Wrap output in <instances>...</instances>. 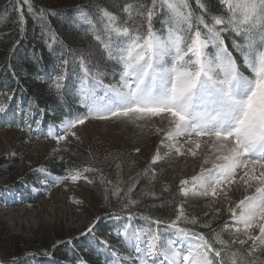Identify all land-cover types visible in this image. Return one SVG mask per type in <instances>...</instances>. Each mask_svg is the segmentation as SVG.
<instances>
[{"label":"snow or ice","instance_id":"1","mask_svg":"<svg viewBox=\"0 0 264 264\" xmlns=\"http://www.w3.org/2000/svg\"><path fill=\"white\" fill-rule=\"evenodd\" d=\"M24 2L31 12L29 0ZM220 3L227 15H213L210 22L203 15H195L188 0H151V5L146 0H136L124 5L128 18L123 21L98 4L95 20L90 11L77 8V19L91 26L107 60L118 66L119 81L105 83L107 72L100 68L93 71L81 56L83 78L79 95L87 113L63 122L64 134L54 135L50 129L48 136L59 143L68 134L75 136L73 129L88 119L166 117L169 128L163 133L152 164L169 157L173 150L183 154L175 143L176 138L195 137L190 142L199 148L200 140L207 137L205 143L210 155L205 157L197 175L180 181L179 191L183 196L223 193L224 199H228L230 186L239 187L241 182L246 190H251L228 208L233 232L237 236L243 232L252 241L246 254L232 250L223 239V230L213 231V243L204 233L178 227V221L192 224L197 221L189 220L183 207L177 205L176 219L169 224L177 229V240H165L160 232L151 229L129 233L126 226L121 235L135 255L125 256L118 264H264L253 258L257 248H264V0H220ZM157 5L161 11L167 10L163 35L152 23ZM200 7L203 9L204 5L201 3ZM134 10L141 19L139 25L134 22ZM44 16L41 10L40 18ZM23 20L21 14V23ZM144 23L146 33L142 30ZM228 31L242 38L243 43L234 41L233 47L251 75L241 71L237 58L225 45L222 33ZM210 45L215 49L214 54L207 51ZM68 63L67 59L61 60L62 71ZM64 78L63 74L55 77L57 92ZM5 107L0 103V112ZM36 124L39 126L40 121ZM160 148L168 151L161 154ZM189 152L196 154L191 149ZM206 164L211 167H204ZM152 175L155 176L154 171ZM79 178L78 172L60 179L75 182ZM132 217L130 213L129 219ZM154 223L159 225L161 221ZM94 226L95 223L87 231L92 232ZM229 227L227 223L223 226ZM253 230L258 232L253 234ZM236 242L234 239L231 244ZM102 243L107 245L106 241ZM113 255L119 256L115 250Z\"/></svg>","mask_w":264,"mask_h":264},{"label":"trees","instance_id":"2","mask_svg":"<svg viewBox=\"0 0 264 264\" xmlns=\"http://www.w3.org/2000/svg\"><path fill=\"white\" fill-rule=\"evenodd\" d=\"M29 2L33 9L31 12L24 0H0V103L6 105L5 111L0 112V127L12 132V149L17 154L16 160L24 162L27 179H35L32 169L34 166L39 171L43 169L47 173L65 177L79 172L81 178L76 181L94 203L88 205L90 223H95L94 229L100 238L108 236L110 230L117 226L149 224L157 227L170 224L176 219L177 205H180L184 198L179 188L182 173L187 172L174 151L169 157L152 164V155L147 152L140 154L111 145L105 139L85 138L79 125L73 131L80 138L81 145L70 142L68 137L58 143L56 139H49L44 135L46 148L41 151L27 139L22 129L25 113L31 114L29 117L39 114L47 120L46 127L86 114L77 93L78 83L83 78L80 68L81 56L93 71L100 68L107 72L105 83L119 81L118 66L107 60L102 44L94 38L91 26L77 19V8L79 6L90 11L95 20L98 4L123 21L128 18L123 11L124 5L135 3L136 0H29ZM188 2L195 15H203L209 22L213 15H227L220 0ZM146 3L151 5V0H146ZM201 3L204 5L203 9L200 7ZM41 10L45 13L43 19L40 18ZM21 14L24 17L23 23L20 21ZM133 15L134 22L141 24L140 17L135 16V10ZM166 17L167 10L161 11L157 5L152 23L154 29L162 35L166 33L164 25ZM200 27L206 31L203 26ZM146 29L147 24L144 23L142 30L145 33ZM222 37L237 58L241 71L245 75H250L243 66L239 53L233 47L234 41L241 42L240 37L231 31L223 32ZM62 59L69 61L63 71ZM62 74L65 78L60 82L61 90L57 92L55 77ZM16 105L19 112L15 110ZM163 153L164 151L161 154ZM86 167L92 170L84 172L83 169ZM146 169L149 170L147 173ZM153 171L155 176L152 175ZM42 178L43 176L38 175L36 180L40 182ZM129 200L136 203L129 204ZM130 213L133 214L131 219ZM184 213L189 220L195 218L197 223L178 221L177 224L204 233L210 242H213L211 235L213 231L223 230V239L230 243L232 250L246 254L252 246L241 245L238 239L224 230L220 221L211 214H201L197 211ZM156 220L161 223L157 225L154 223ZM55 239L56 234L48 229H43L34 237L26 239L4 227L0 229V264H37L48 257H52L55 262H66L83 254L84 250L78 249V243L74 249L68 244L67 238ZM234 239L237 242L231 244ZM85 242L88 243L86 240ZM214 246L219 247L215 244ZM45 252L50 255H45ZM85 254L90 258L87 261L91 260L89 261L91 264L100 263L101 257L96 256L90 248ZM253 258L264 261V248H257ZM81 261L86 262L83 258Z\"/></svg>","mask_w":264,"mask_h":264},{"label":"rangeland","instance_id":"3","mask_svg":"<svg viewBox=\"0 0 264 264\" xmlns=\"http://www.w3.org/2000/svg\"><path fill=\"white\" fill-rule=\"evenodd\" d=\"M239 40L241 42H235L243 43L241 37ZM230 44H232L231 41ZM207 51L210 54H214L215 49L210 45ZM80 87L81 82L77 86L78 95ZM85 110L87 113L86 108ZM29 116L31 114L25 113L22 119V129L27 139L33 142L35 147L41 151H44L46 148L44 145L46 141L44 135L49 139H55L48 136L50 129L54 135L64 134V129L61 127V124L68 119H65L59 125L46 127L48 125L46 119L38 115L34 117ZM36 121H40L39 126H37ZM168 128L169 122L166 117H153L145 120L124 117L108 120L88 119L84 124L79 125V129L82 130V136L85 138L105 139L111 145L123 150H130L140 154L147 152L152 157L156 154L160 146V141L163 138V133ZM12 135V132H8L0 127V229L5 227L7 230H12L13 233L19 234L26 239L34 237L36 233L43 229H48L50 232L56 234L55 240L67 238L68 244L74 249L77 248L76 243H78V249L84 250L83 254H79L78 257L86 260L90 259L85 254L88 248H90L96 256L102 257V264H118V260H123L125 257L121 256V252L125 250L130 252V255H135L134 251L130 250L129 246L124 242V236L121 235L124 233L126 225L117 226L110 230L113 233H109L105 238L98 237L96 229H93L92 232L87 231V226L91 222L88 205L94 203L89 197V194L81 188L77 181L61 180L60 178L65 176L50 174L46 171L41 172L36 166L32 167L35 179H27L26 166L24 162L18 161V159L16 160L17 154L12 149ZM66 137L69 138L70 142L76 143V145L82 144L80 138L76 135L68 134ZM195 139L197 138L180 137L175 140L176 145L181 148L183 153L176 155L187 170V172L182 173V179H190L197 175L201 170L205 157L210 155L208 144L205 143L207 137L200 140L199 148H196L195 144L190 142ZM190 149L196 153L194 156L190 154ZM163 151L166 152L168 149L160 148V152L162 153ZM203 166L211 167V164ZM38 175L43 176L40 182L36 180ZM187 187L191 188L192 186L188 185ZM250 192L251 190H246L241 182L239 187L236 185L230 186L227 190L228 199H224L223 193H219L216 196H198L190 193L189 196L184 197L180 205L183 207L184 212L197 211L201 214L213 215L220 221L222 227L226 223L230 225L228 229L223 228L224 230L234 235L238 240H245L246 245H252V241L248 240L243 232L238 236L233 232V222L230 219L231 214L228 211L230 206H234L238 200L242 199L244 195L250 194ZM18 200H26V202L23 205H17L16 210L12 211L10 209L11 206H8L7 202L11 205L13 201ZM27 203L32 204L33 208L31 211H26ZM122 227L125 228L120 229ZM127 227L129 233L136 230L147 232L151 229L152 231L160 232L166 240L171 239L175 241L178 238L177 229L171 228L169 225L153 227L152 225L146 224L145 226L127 225ZM256 232L258 230H253V234H256ZM102 241H106L107 245L102 243ZM113 250L119 256H114ZM37 264L86 263L78 261V259H73L68 262H55L52 257H49Z\"/></svg>","mask_w":264,"mask_h":264},{"label":"bare ground","instance_id":"4","mask_svg":"<svg viewBox=\"0 0 264 264\" xmlns=\"http://www.w3.org/2000/svg\"><path fill=\"white\" fill-rule=\"evenodd\" d=\"M74 98V97H73ZM158 126V125H157ZM37 197V196H36ZM24 202H26V200L25 201H23V200H18V201H13V203L11 204V205H9L8 204V202H7V205L8 206H11V208L10 209H12V211H14V210H16V206L17 205H23L24 204ZM27 206H26V211H31V209L33 208L32 207V204L31 203H27L26 204ZM116 242V241H115ZM85 258V257H84ZM102 258V257H101Z\"/></svg>","mask_w":264,"mask_h":264}]
</instances>
